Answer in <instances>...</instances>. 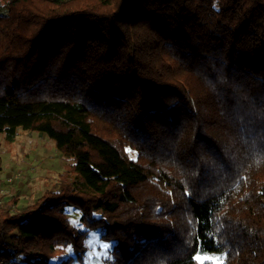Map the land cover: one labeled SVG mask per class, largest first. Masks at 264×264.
Instances as JSON below:
<instances>
[{
    "label": "trees",
    "instance_id": "trees-1",
    "mask_svg": "<svg viewBox=\"0 0 264 264\" xmlns=\"http://www.w3.org/2000/svg\"><path fill=\"white\" fill-rule=\"evenodd\" d=\"M19 130L69 164L0 199V264H264V0H0Z\"/></svg>",
    "mask_w": 264,
    "mask_h": 264
},
{
    "label": "rangeland",
    "instance_id": "rangeland-1",
    "mask_svg": "<svg viewBox=\"0 0 264 264\" xmlns=\"http://www.w3.org/2000/svg\"><path fill=\"white\" fill-rule=\"evenodd\" d=\"M67 164L48 138L19 130L15 141L10 144L0 133V199L17 200L18 208L32 204L63 174ZM70 216L76 219L78 214L71 211ZM87 247L85 257L76 264H106L111 246L99 239V233L90 234ZM198 259L215 264L221 262L213 254H203Z\"/></svg>",
    "mask_w": 264,
    "mask_h": 264
}]
</instances>
